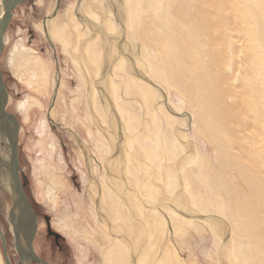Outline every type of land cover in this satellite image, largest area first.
Segmentation results:
<instances>
[{
  "label": "rangeland",
  "instance_id": "obj_1",
  "mask_svg": "<svg viewBox=\"0 0 264 264\" xmlns=\"http://www.w3.org/2000/svg\"><path fill=\"white\" fill-rule=\"evenodd\" d=\"M126 1L120 6L119 0H102L100 9L86 5L90 15L102 24V32L106 28L104 37L92 34L97 50L91 70L82 58L72 55L76 50L79 57L83 56L79 49L82 44L78 42L75 49L67 21L71 14L83 25L79 11L85 0H29L16 8L7 30L8 42L4 43L0 68L8 93L7 111L20 122L19 162L26 177L25 192L38 219L36 254L52 264H103L98 246L108 251L118 239L125 264H152L155 257L160 259V250L168 255L162 257L166 260L160 264H172L177 257L182 264H263V260L258 262L254 257L253 247L239 233V224L224 204L208 195L207 180L214 171L216 153L195 126L184 95L153 71L154 61L149 55L148 59L144 57L136 44L137 16H156L146 10L149 0ZM156 3L160 7L162 1ZM128 8L135 12L132 21L128 19ZM50 20L56 28H64L59 33L60 40L47 34ZM82 30L85 37L81 41L85 42L91 35L84 25ZM22 48L28 49L30 62L46 67L48 83L41 93L27 86V82L36 85L37 79L32 75L38 77L39 72L36 64L33 67L26 63L24 58L28 56L22 59L18 53ZM140 83L151 87L152 92L145 87L143 91ZM23 104L32 108L30 119L21 108ZM100 110L101 115H97ZM0 146L6 148L4 141ZM3 186L6 181L0 175V230L13 264L18 260L8 218L13 203ZM169 197L174 198V205ZM169 204L175 208H167ZM177 207L186 214H180ZM105 212L118 218L111 220L114 225ZM47 219L51 230L61 236L59 241L48 234ZM99 224L114 234L113 243ZM115 232L118 236L126 234L125 246ZM136 253L143 258L137 261L140 254ZM0 256L5 264L1 238Z\"/></svg>",
  "mask_w": 264,
  "mask_h": 264
},
{
  "label": "bare ground",
  "instance_id": "obj_2",
  "mask_svg": "<svg viewBox=\"0 0 264 264\" xmlns=\"http://www.w3.org/2000/svg\"><path fill=\"white\" fill-rule=\"evenodd\" d=\"M101 1L102 0H85V5H83V8H81L82 10L79 11L80 20H82L84 27L86 29L89 28L88 34H90L91 37L89 36L88 40L90 38V41H81V38L83 36L85 37V30H82L83 25H81V21L75 20L71 14L67 17L68 27L72 33L75 49L78 42L82 44L79 49H81L83 56L79 57L76 50L72 52V55L78 60L82 58L87 68H90V70L92 69L93 63L96 61L95 54L97 50V43L93 41L92 34L94 36L102 35L104 37L106 28L104 27V31L102 32V24L98 23L99 20L95 19L96 17H92V14L90 15L87 6L90 5L93 9H100ZM141 1L142 0H140V2ZM156 1L157 0H149V5L147 7L144 5L146 10H149L148 12L153 11L156 16L151 15V17H149L147 14V17H145V13H143L144 19L141 18L143 16L140 14L135 20L136 29L134 33L135 36H133L136 40L138 39V43L136 44L141 47L140 50L143 51L144 57L147 59L150 57V59L154 61L152 65L153 71L157 72L168 85L175 87L184 95L188 108L193 113L194 122L196 123L195 126L198 127L200 132L204 133V136L216 153V162L213 166L214 171L212 175H209L207 180L208 183L206 182L209 185L205 183L209 190H207L208 195L214 199H219L220 202L224 204L222 206L227 208L231 214L230 216L239 224V233L246 237L253 247L255 253L254 257H257V261L259 259L263 260L264 264V0H246V5H244V0H161L162 4L160 7H158L159 3L157 4ZM110 2L112 3V1ZM118 3L121 6L124 4V0H119ZM140 6H138V8ZM128 9V19L132 21V17H135V12L133 10L130 11L131 8ZM142 9L145 8L142 7L141 10ZM136 10L137 9H135V11ZM100 12L98 13L100 14ZM3 13V4L2 0H0V18L3 16ZM138 13H141V11ZM51 20L46 25L48 30L47 34L54 39L56 37L59 38V33L63 32L64 28H56ZM106 23L107 20L105 19L104 25H106ZM37 28L42 31L40 26ZM7 42L8 35L6 34L4 43L6 44ZM27 50V48H22L21 52L18 51L22 59L26 56L29 57L26 53ZM31 53L33 52L31 51ZM138 55L140 56V54ZM24 59L27 64L33 62V60L32 62H30L31 60L29 61L30 57ZM11 60L13 59L11 58L10 61ZM34 61L36 60L34 59ZM129 61L130 60H128V62ZM35 64L32 63L33 67L39 72L38 77L34 73L32 75L37 79H35L37 81L36 85L32 81V83L27 81L23 82L29 83L27 84L28 87L32 86V89H35L37 93H41L47 87L48 74L45 71L46 67H41V65L36 62ZM132 64L134 65L133 62ZM33 72H35L34 69ZM145 81L147 82L148 80ZM142 84L140 86H142ZM144 87L142 86L141 88L143 89ZM146 89L147 91H151L152 88L147 86ZM21 108L26 110L25 113L28 119H30L32 108L26 104H23ZM97 109L99 110V108ZM99 114L101 115V110L97 115ZM2 139L0 132V142ZM140 145L143 146V144ZM84 149L86 154L87 150L86 148ZM0 152L3 153V156H0V160L3 163V177L6 181V186L11 188L9 176L12 166L8 150L0 146ZM85 157L88 160V154ZM207 191L205 192L207 193ZM182 194L186 197L184 192H182ZM167 197L168 196H166V198ZM169 198L171 203L174 201V205V198ZM170 204L166 207H173ZM209 205L210 203L208 206ZM11 207L9 208V212ZM103 207L104 205L102 204L101 208ZM146 208L144 207V210ZM106 209L104 208V210ZM137 209L140 213L141 210L139 211V207ZM169 210L171 211V209ZM172 211L169 213H172ZM177 211L180 212V214H186L181 212L179 208ZM110 212H113V210L111 209ZM105 214L108 220L113 221L114 215L110 216L107 212H105ZM120 216L118 215V217ZM180 216L182 217L183 215ZM117 219L115 217L114 221H117ZM112 221L110 223H112ZM143 221L146 222L147 220ZM124 222L126 221H123V223ZM120 223L122 222L120 221ZM102 225L99 224L98 227L106 231L105 234H110L109 237H112L114 234L112 235V233L103 228ZM112 225L114 224L112 223ZM112 225L111 227H113ZM131 226H133L132 223ZM147 228L148 227H146V229ZM126 229L125 231H127ZM115 234L117 235V232H115ZM149 234H152V231H149ZM86 235H88V233ZM124 236H122V234L119 236L117 235V238L120 240L122 239L119 241L125 246ZM152 236L150 235V237ZM114 240L112 237L109 241L113 243ZM117 240V243H113L116 244V246L114 245L108 251H106L105 247H101L98 244V247H100L99 251L103 256V264H125L123 263L125 261V255L121 247H119L121 244L118 243ZM169 241L171 242V238L168 242ZM103 242L105 241L102 240V243ZM148 242L145 243L148 244ZM160 244H162L161 246L165 245L161 242ZM142 245L145 246L144 244ZM153 245H151L150 248L153 247ZM159 245L157 247H161ZM153 250L156 251L154 247ZM144 251L143 249L142 252ZM164 251L162 252L160 250L162 254L164 253L163 255L161 253L157 255L158 253L156 252V255L158 257L160 256V259L158 258L157 260V257H155L156 260H154L152 258L154 260L152 264H160L164 258L168 257V255H165L166 252ZM166 251L168 252V250ZM171 253H173L174 257V252ZM136 254L139 255L140 253ZM142 254L145 255L144 253ZM141 256V254L138 256L139 259L137 258V261L140 260ZM163 256L164 258L162 259ZM2 258L3 257L0 256V264H4ZM134 259L135 257H133V261ZM261 260L259 261L261 262ZM173 261L172 264H182L180 257L173 259ZM163 263L166 262L163 261ZM22 264L27 263L22 262Z\"/></svg>",
  "mask_w": 264,
  "mask_h": 264
},
{
  "label": "water",
  "instance_id": "obj_3",
  "mask_svg": "<svg viewBox=\"0 0 264 264\" xmlns=\"http://www.w3.org/2000/svg\"><path fill=\"white\" fill-rule=\"evenodd\" d=\"M29 0H2L4 13L0 18V58L4 51V37L13 19L16 8ZM8 93L4 81V74L0 68V132L2 141H6V148L11 162V173L9 176L10 187L3 186L4 190L12 198V207L9 212V220L13 228L15 251L18 255L16 264H50L41 259L34 251V240L38 228L37 214L25 192L26 177L21 170L19 163V131L20 122L15 115L7 111ZM0 175L3 177V163L0 160ZM4 178V177H3ZM23 179V180H22ZM48 234L57 238L61 237L58 233L51 230L48 222ZM2 249L5 264H11L8 256V248L3 234L0 230Z\"/></svg>",
  "mask_w": 264,
  "mask_h": 264
},
{
  "label": "flooded vegetation",
  "instance_id": "obj_4",
  "mask_svg": "<svg viewBox=\"0 0 264 264\" xmlns=\"http://www.w3.org/2000/svg\"><path fill=\"white\" fill-rule=\"evenodd\" d=\"M47 226H48V223H47ZM48 231V230H47ZM54 237V236H53ZM55 239H56V237H54ZM61 239V237H59V238H57L56 239V241H59ZM33 246H34V243H33ZM34 251H35V249H34ZM35 253H36V251H35ZM38 255V254H37ZM39 256V255H38ZM40 257V256H39ZM41 259H43L42 257H40ZM43 260H45V259H43ZM45 261H47V260H45ZM17 262H18V260H17ZM17 262H15V263H13V264H16ZM48 262V261H47ZM48 263H50V262H48ZM32 264H37V263H32ZM50 264H52V263H50Z\"/></svg>",
  "mask_w": 264,
  "mask_h": 264
}]
</instances>
